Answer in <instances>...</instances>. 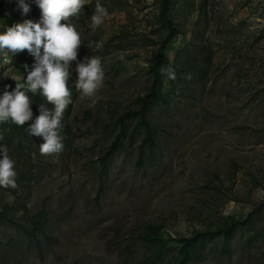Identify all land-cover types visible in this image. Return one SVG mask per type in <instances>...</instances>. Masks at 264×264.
<instances>
[{
    "label": "rangeland",
    "instance_id": "rangeland-1",
    "mask_svg": "<svg viewBox=\"0 0 264 264\" xmlns=\"http://www.w3.org/2000/svg\"><path fill=\"white\" fill-rule=\"evenodd\" d=\"M161 1L85 0L72 23L83 43L78 59L98 57L104 81L95 97L83 96L72 62L75 95L61 121L62 152L42 156L41 137L9 144L1 135L18 187H0V264H134L150 253L140 238L149 225L160 226L167 239L213 231L230 216L245 219L264 200V0H177L172 12L183 33L173 38L169 59L196 40L210 48L211 65L201 80V53H192L184 84L152 110L155 148H146L138 163L142 130L132 140L123 136L99 176L118 115L135 108L150 85V59L165 33L157 19ZM0 2L6 16L22 12L18 0ZM25 2L26 16L38 22L39 7ZM97 2L107 11L98 27L91 21ZM2 59L0 80L20 81L32 70L10 54L9 62ZM40 210L53 240L41 241L38 253L23 226ZM252 213L262 230L251 244L246 229L227 251L213 235L187 264H264V206ZM169 244L164 262L174 264L175 242Z\"/></svg>",
    "mask_w": 264,
    "mask_h": 264
},
{
    "label": "clouds",
    "instance_id": "clouds-1",
    "mask_svg": "<svg viewBox=\"0 0 264 264\" xmlns=\"http://www.w3.org/2000/svg\"><path fill=\"white\" fill-rule=\"evenodd\" d=\"M41 10L38 22L24 20L9 27L0 34V56L5 63L9 54L16 56L25 50L34 58L32 70L28 71L24 84H16L13 91H4L0 96V122L11 120L23 127L33 120L32 100L25 91V86L33 95L39 92L46 98L45 104L38 106L39 115L28 128L30 136L41 137L40 154L51 156L63 151L62 129L63 115L72 103V93L68 87L70 67L75 62L77 73L76 88L83 96L95 97L103 86L104 71L98 57L78 59L79 49L83 45L81 35L70 19L79 15L86 5L85 0H34ZM22 14L30 11L25 0H18ZM106 9L97 2L95 13L91 16L94 26L103 23ZM63 21V23H62ZM27 71L28 66L25 65ZM170 80H175L176 72L172 67L162 69ZM0 139H3L0 136ZM0 187L17 188L15 161L9 157L7 147L0 146ZM11 199V197H10Z\"/></svg>",
    "mask_w": 264,
    "mask_h": 264
},
{
    "label": "trees",
    "instance_id": "trees-1",
    "mask_svg": "<svg viewBox=\"0 0 264 264\" xmlns=\"http://www.w3.org/2000/svg\"><path fill=\"white\" fill-rule=\"evenodd\" d=\"M177 0H162L158 13L157 19L160 21L164 28V35L158 42L156 52H154L152 58L150 59V64L148 66V71L151 75L150 85L148 90L143 95H138L135 98L136 107L131 108L128 111L124 112L121 115H118L119 122V131L115 138L110 142L107 150L100 156V171L99 176L102 177L106 175V163L110 154L116 150L120 145L121 137L127 136L128 139L132 140L134 136L142 130L143 136L138 143V157L137 162L142 163L144 150L147 148L152 151L157 145L156 135L158 128L152 122L150 116L152 110L161 104H167L168 98H171V95L174 91L184 84L185 78L184 74L189 72L188 64L190 61V55L194 53H201V60L198 61L199 74L198 76L202 80L206 74V68L211 65V50L210 48L201 41L192 40L190 43H186L183 47L179 48L176 51L175 57L170 60L167 54L168 49H170L171 42L173 38L182 32L181 23L176 19L172 9L176 4ZM85 8V6H84ZM83 8V10H84ZM33 13H37L33 11ZM41 17V10L38 13ZM34 15L28 16L22 14V12H12L6 16L2 3L0 2V31L1 34L4 33L9 27L22 23L24 20L34 19ZM77 21V16L70 19L69 23H74ZM63 23V21H62ZM189 46V47H188ZM191 46V47H190ZM11 55V54H10ZM12 56V55H11ZM14 62L17 61H28L32 66L35 61L34 58L27 53L25 50L23 53H20L16 56H12ZM172 67L176 72V79L170 80L165 73L162 72V69ZM205 68V69H204ZM28 72L22 77L20 81H13L11 79L0 80V92L2 90H7L9 92L13 91L16 87V84H24ZM166 79V81H165ZM68 87L72 93V99L75 95V88L72 85L71 78L68 80ZM29 95L32 100V111H33V120L26 122L23 127L17 126L11 120L7 122H0V136L4 133H7L10 137L8 143L12 144V141L17 138H24L29 135L27 128L35 120V117L39 115L38 106L40 104H45L49 109H53L52 104H48L46 98L43 97L39 92L32 94L28 91L25 86L21 89ZM3 93L0 95L2 96ZM68 108L66 109L64 115L66 114ZM63 115V116H64ZM135 118V123L132 128L128 131V123H130ZM264 206V200L253 209L252 212H256L258 208ZM247 215L245 219L229 217L223 224V226H216L214 230L210 229H194L192 233L188 236L184 235H169L168 239L163 237V234L160 231V226L158 225H149L147 231L141 235V240L147 243L150 247V253L143 258L136 261L134 264H166L165 256L169 251L170 244L169 240L175 242L176 251L174 256V264H187L193 257H195L204 247L205 242L208 238H211L213 235H218L217 238L221 241V246L224 251L229 249V242L233 238L234 234L237 231H242L244 229L250 231V235L246 242L251 244L252 239L256 238L262 230V227L255 224L257 216L252 217L253 213ZM45 214L44 211L40 210L37 213L28 216L27 224L24 227V231L28 242L31 243L38 253L42 252L41 241L47 243L48 246L51 245L53 236L46 233L44 228Z\"/></svg>",
    "mask_w": 264,
    "mask_h": 264
},
{
    "label": "built area",
    "instance_id": "built-area-1",
    "mask_svg": "<svg viewBox=\"0 0 264 264\" xmlns=\"http://www.w3.org/2000/svg\"><path fill=\"white\" fill-rule=\"evenodd\" d=\"M2 60H5V59H4V57H3V59H2Z\"/></svg>",
    "mask_w": 264,
    "mask_h": 264
}]
</instances>
